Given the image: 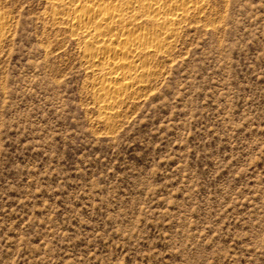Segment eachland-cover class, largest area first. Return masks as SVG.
Returning <instances> with one entry per match:
<instances>
[{"label": "rangeland", "instance_id": "rangeland-1", "mask_svg": "<svg viewBox=\"0 0 264 264\" xmlns=\"http://www.w3.org/2000/svg\"><path fill=\"white\" fill-rule=\"evenodd\" d=\"M45 1L0 0V264H264V0H205L107 123Z\"/></svg>", "mask_w": 264, "mask_h": 264}, {"label": "bare ground", "instance_id": "bare-ground-1", "mask_svg": "<svg viewBox=\"0 0 264 264\" xmlns=\"http://www.w3.org/2000/svg\"><path fill=\"white\" fill-rule=\"evenodd\" d=\"M204 1H45L51 20L77 46L79 64L95 77L91 84L101 99L102 123L149 89L157 66L170 63L186 26L204 13Z\"/></svg>", "mask_w": 264, "mask_h": 264}]
</instances>
